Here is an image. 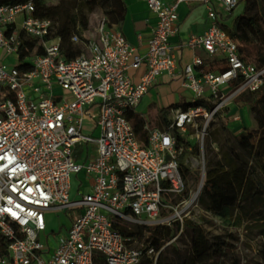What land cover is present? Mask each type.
Wrapping results in <instances>:
<instances>
[{
  "label": "built area",
  "instance_id": "2783aa9c",
  "mask_svg": "<svg viewBox=\"0 0 264 264\" xmlns=\"http://www.w3.org/2000/svg\"><path fill=\"white\" fill-rule=\"evenodd\" d=\"M143 1L156 20L142 53L108 27L101 13L88 37L79 25L71 33L70 41L83 49L72 58L52 34L51 20L33 15L31 1L0 5V234L7 248L0 264H141L144 258L156 264L163 246L179 236L197 208L196 195L183 197L181 157L185 167L193 159L184 157L192 150L186 144L189 130L200 150L209 123L226 116L239 93L263 85L264 65L244 60L221 26L238 0ZM181 3L204 5L207 21L181 46L203 49L224 62V71L209 70L198 55L178 66L181 46L170 38L178 31ZM27 40L35 46L24 57L28 68L21 70L19 52L27 49ZM8 55L15 64L3 63ZM138 68L143 69L134 82L130 70ZM163 74L180 75L191 101L170 107L163 128L143 121L135 129L137 105ZM81 144L85 151L78 159L73 154ZM78 174L86 189L72 198ZM57 210L77 213L50 249L39 235L47 212ZM174 225L178 231L162 246L148 238L152 228Z\"/></svg>",
  "mask_w": 264,
  "mask_h": 264
},
{
  "label": "rangeland",
  "instance_id": "374dc122",
  "mask_svg": "<svg viewBox=\"0 0 264 264\" xmlns=\"http://www.w3.org/2000/svg\"><path fill=\"white\" fill-rule=\"evenodd\" d=\"M46 1L48 4H54L58 0ZM78 12L84 17L79 27L85 36L88 37V33L93 31L96 17L101 14V11L90 12L86 7H81ZM234 17L231 29L236 34L240 49L243 51L247 61L258 64L259 55H264V0H253L252 4L247 8L244 2H240L234 10ZM65 46L72 51L78 45H71L66 41ZM3 63L12 65L16 63V60L13 56L8 55L4 57ZM58 90L55 88L56 92ZM229 109L228 113L231 114V109ZM247 111L244 122L240 123L239 126L238 122L229 119V114L215 117L207 127L203 146L200 150L194 135L195 131L189 130L187 144L192 145V150L191 152L186 151L184 157L191 156L193 159L192 165H189L186 169L182 168L185 182L183 197L189 198L196 195L194 202L197 204V208L185 220L179 236L170 244L163 246L159 252L158 257H160L161 264H177L181 263L182 260H185L184 264H200L196 261L193 252L192 223L199 224L204 231L210 246L211 259L209 264H264V239H262L258 227L252 223L259 219L261 212L264 211V200L252 205L249 209L246 207L244 209L231 208L229 217L225 220L213 214L205 208L204 203L200 202V196L207 199L203 191L205 175L203 174L202 177V170L204 173L207 169L222 173L221 171H226L228 168L226 163L229 158H236L237 160L248 162L250 165L254 164L250 157L240 148L233 136V134L242 130L255 131V112L249 106ZM148 120L147 117L144 118L147 123ZM161 125L159 122L160 127ZM93 149H95V145L89 143V153H93ZM84 151V145H78L73 156L80 159ZM197 155L200 157L197 158ZM257 176L260 177L262 184H264V175L258 171ZM79 183L80 186L77 187L76 192L81 194L86 189L82 174L72 178L73 190ZM76 192L75 196H77ZM177 201V198L171 196V202L176 203ZM63 213L64 211L61 210L53 211L50 213L51 219L58 221ZM190 221L192 223H189ZM171 228L175 230L174 234L179 229L178 225H174ZM168 240L170 238L160 242V246ZM53 244L55 245V243Z\"/></svg>",
  "mask_w": 264,
  "mask_h": 264
},
{
  "label": "trees",
  "instance_id": "16d2710c",
  "mask_svg": "<svg viewBox=\"0 0 264 264\" xmlns=\"http://www.w3.org/2000/svg\"><path fill=\"white\" fill-rule=\"evenodd\" d=\"M31 1L34 6L33 15L39 18H47L52 22V34L61 38V50L67 58H72L82 52V47L77 46L72 51L66 47V41L73 45L70 41L71 33L83 20V15L78 12L81 7H86L90 12L100 10L106 19L108 27H116L120 30V22L125 13V5L122 0H58L54 4H48L46 0H0L2 4H17ZM244 2L245 7H249L253 0H238V4ZM232 12L227 14L224 19L231 16ZM229 34L236 40V34L225 24H221ZM237 41V40H236ZM238 43V42H237ZM27 49L19 52L18 67L21 70H26L28 65L24 62V57L33 52L34 41H26ZM239 47V44H238ZM240 49V47H239ZM244 60H246L243 51L240 49ZM37 53L41 52V48H37ZM247 61V60H246ZM204 64H206L204 62ZM264 65V55H259L258 64ZM214 72H221L226 69L223 61H212L206 66ZM238 106L247 105L254 111V123L256 124L255 131H238L233 134L240 148L250 157L253 165L248 162L229 158L227 161L226 171L218 173L213 169H207L204 173L203 181V196H200V202L204 203L205 208L222 219H227L231 212V208L237 207L249 209L252 205L260 203L264 200V184L257 176L260 171L264 175V83L254 92L243 91L239 93L235 99ZM183 104L181 106H186ZM262 105V106H261ZM177 106V105H171ZM163 121L166 123L167 111L161 109ZM144 121V118L139 114H134L133 125L135 129H139ZM187 144V143H186ZM183 155L180 164L183 168ZM80 183L77 184V187ZM189 223H192L190 221ZM258 227V231L264 239V211L261 212L259 219L252 222ZM192 244L193 252L196 261L200 264H209L211 259L209 244L205 237L204 231L197 223H192ZM118 228V226L116 227ZM122 232H127L125 225L120 227ZM175 230L170 227L156 226L151 229L149 239L156 247L160 246V242L174 236ZM163 238V239H162ZM162 240V241H161ZM7 255L6 242L2 234H0V256ZM185 260L181 263L184 264ZM96 264H105L99 260ZM141 264H151V260L144 258ZM156 264H161L160 257L157 258Z\"/></svg>",
  "mask_w": 264,
  "mask_h": 264
},
{
  "label": "crops",
  "instance_id": "0c3cea01",
  "mask_svg": "<svg viewBox=\"0 0 264 264\" xmlns=\"http://www.w3.org/2000/svg\"><path fill=\"white\" fill-rule=\"evenodd\" d=\"M125 5V13L123 19L120 22V32L126 39V41L136 49L137 52L142 53L145 50V41L151 32L156 17L151 13L143 0H122ZM167 3L173 0H163ZM235 10V9H234ZM234 10L229 18L223 19V23L231 28V23L235 19ZM178 12V31L170 38V43L173 46L184 45L188 36L191 33H198L203 31L207 27L205 7L202 4H190L181 3L177 8ZM178 66L182 67L191 61L194 55L200 56L206 63L219 61L215 58L208 56V54L201 48L194 51L187 47L181 46L176 50ZM143 68L131 69L130 75L132 80L136 82L139 78ZM191 101V92L184 89L181 85V77L177 75L175 77H169L166 74L158 77L157 81L149 88L148 92L141 98L139 104L136 107V112L141 114L143 118L147 117L148 125L150 127L163 128L165 122L162 119L160 113L161 109H168L171 105H183L188 104ZM231 109L230 120L240 123L244 122L247 105L238 106L235 101L228 107ZM229 109V110H230ZM226 115V116H227ZM239 115V119H234V116ZM167 117V115H166ZM159 122L162 124L159 126ZM83 176V175H82ZM86 186V183H85ZM77 186L72 187L71 196L76 195ZM49 211L46 214L47 226L45 231L40 233L39 238L44 245L52 249L56 245L58 235L66 231L71 224V221L76 211L64 212L58 221L51 219ZM55 243V245L53 244ZM14 264V263H7Z\"/></svg>",
  "mask_w": 264,
  "mask_h": 264
}]
</instances>
